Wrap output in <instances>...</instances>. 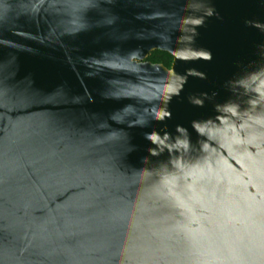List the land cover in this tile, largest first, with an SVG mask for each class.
I'll return each instance as SVG.
<instances>
[{
    "label": "water",
    "instance_id": "obj_1",
    "mask_svg": "<svg viewBox=\"0 0 264 264\" xmlns=\"http://www.w3.org/2000/svg\"><path fill=\"white\" fill-rule=\"evenodd\" d=\"M0 264H264V0H0Z\"/></svg>",
    "mask_w": 264,
    "mask_h": 264
},
{
    "label": "trees",
    "instance_id": "obj_2",
    "mask_svg": "<svg viewBox=\"0 0 264 264\" xmlns=\"http://www.w3.org/2000/svg\"><path fill=\"white\" fill-rule=\"evenodd\" d=\"M147 60L155 64H162L166 68H171L174 59L167 52L155 50L148 56Z\"/></svg>",
    "mask_w": 264,
    "mask_h": 264
},
{
    "label": "snow or ice",
    "instance_id": "obj_3",
    "mask_svg": "<svg viewBox=\"0 0 264 264\" xmlns=\"http://www.w3.org/2000/svg\"><path fill=\"white\" fill-rule=\"evenodd\" d=\"M81 3L86 5L91 3V0H81Z\"/></svg>",
    "mask_w": 264,
    "mask_h": 264
}]
</instances>
